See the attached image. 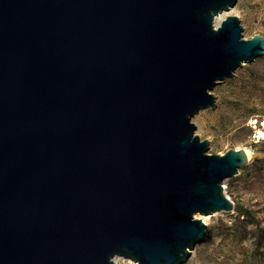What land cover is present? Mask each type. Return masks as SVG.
I'll list each match as a JSON object with an SVG mask.
<instances>
[{"label": "water", "instance_id": "95a60500", "mask_svg": "<svg viewBox=\"0 0 264 264\" xmlns=\"http://www.w3.org/2000/svg\"><path fill=\"white\" fill-rule=\"evenodd\" d=\"M236 0H0V264H184L254 161L191 119L264 56Z\"/></svg>", "mask_w": 264, "mask_h": 264}, {"label": "rangeland", "instance_id": "374dc122", "mask_svg": "<svg viewBox=\"0 0 264 264\" xmlns=\"http://www.w3.org/2000/svg\"><path fill=\"white\" fill-rule=\"evenodd\" d=\"M230 11L227 16L237 17L244 39L264 37V0H236ZM211 94L214 107L191 120L194 135L208 141L209 155L239 149L251 153L254 161L223 184L225 196L247 216L235 210L214 214L205 241L184 264H264V138L257 137L264 124V56L238 68ZM116 264L134 263L120 259Z\"/></svg>", "mask_w": 264, "mask_h": 264}, {"label": "bare ground", "instance_id": "6f19581e", "mask_svg": "<svg viewBox=\"0 0 264 264\" xmlns=\"http://www.w3.org/2000/svg\"><path fill=\"white\" fill-rule=\"evenodd\" d=\"M232 11H230L229 13H226V12H223L221 14H219L218 16L215 17L214 19V24L217 26V24L225 17L227 16L228 14H230ZM192 120V119H191ZM259 139H263L264 138V124H263V128L262 130L259 131L258 133V136H257ZM247 154L248 157H251V153L247 150H244ZM214 216L213 215H207V216H203V217H200V219L202 220V222L207 225L208 224V221L210 220V218ZM194 254V251H191L190 255ZM120 259H123V258H120V257H115L113 259V263L116 264L118 260ZM135 264V263H134Z\"/></svg>", "mask_w": 264, "mask_h": 264}, {"label": "trees", "instance_id": "16d2710c", "mask_svg": "<svg viewBox=\"0 0 264 264\" xmlns=\"http://www.w3.org/2000/svg\"><path fill=\"white\" fill-rule=\"evenodd\" d=\"M234 210L239 214V216H247V212L243 208L234 207Z\"/></svg>", "mask_w": 264, "mask_h": 264}]
</instances>
